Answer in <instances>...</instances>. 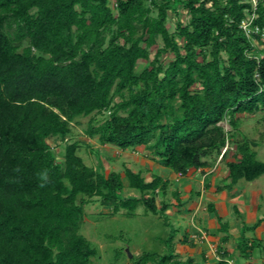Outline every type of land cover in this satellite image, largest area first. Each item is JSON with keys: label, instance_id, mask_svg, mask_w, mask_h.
I'll use <instances>...</instances> for the list:
<instances>
[{"label": "trees", "instance_id": "16d2710c", "mask_svg": "<svg viewBox=\"0 0 264 264\" xmlns=\"http://www.w3.org/2000/svg\"><path fill=\"white\" fill-rule=\"evenodd\" d=\"M179 6L189 18L171 30L168 11ZM255 39L264 46V0H0V264H91L98 248L80 230L93 197L128 216L142 204L170 225L169 203L157 202L169 178L127 166L124 176L105 174L85 163L76 140L56 159L49 139L68 140L80 117L108 112L90 119L88 136L143 146L181 175L226 158L234 144L229 183L218 189L262 176L256 141L237 122L264 109V47ZM141 60L149 65L138 70ZM126 186L140 195L124 197ZM262 221L243 226L242 254L256 244L245 233ZM175 235L163 239L165 253L144 251L133 263L194 264L176 252ZM221 257L216 264H229Z\"/></svg>", "mask_w": 264, "mask_h": 264}, {"label": "rangeland", "instance_id": "374dc122", "mask_svg": "<svg viewBox=\"0 0 264 264\" xmlns=\"http://www.w3.org/2000/svg\"><path fill=\"white\" fill-rule=\"evenodd\" d=\"M168 13V27L171 30L175 28L178 17L182 22H187L189 18L187 10L182 9L181 6L178 7L177 15L171 10ZM254 44L260 49L264 47L256 39L254 40ZM24 45H26V42ZM157 47L154 46L151 48V58L154 56ZM171 57L172 54L165 53L161 58L167 63ZM148 65L149 60H141L137 65V69L139 70ZM118 99L116 97V100ZM107 116L108 112L104 111L80 117L78 122L73 125L72 135L68 140L62 142L59 138L49 139L56 159L63 161L65 143L76 140L80 143L78 154L82 156L85 163L94 166L98 170H103L105 174H109L111 171H119L124 176V167L127 166L134 171H142L147 179L151 177L153 172L169 178L172 182L168 192L165 195L160 194L157 202L159 203L161 199H164L169 203L167 213L168 223L170 225H165L163 222L164 219L159 215L146 212L142 204L136 208V215L128 216L124 209L118 213H112L111 207L102 205L98 197H93L84 205L85 215L80 230L98 248V255L92 259L91 264H134L132 261L133 258L139 256L144 251L163 254L167 251V246L163 239L167 238L171 231L176 233L174 238L176 252L180 254L182 259L187 258L191 252L188 247L184 249L185 244L180 241L183 236L180 234V231H186L194 222L198 224L201 214V212H198L196 218L193 220L192 209L186 206L188 195H190L188 190L189 186H193L192 183L195 184L194 190L202 188V183L199 179L204 175L206 170L190 169L189 174L182 176L163 166L155 155L147 151L143 146L122 150L117 145L102 144L97 136L90 137L86 134V128L91 118H93L95 123H98ZM237 116L239 130L250 139L256 141L253 149L257 152V158L264 161V109L252 114H237ZM221 124L226 130L231 131L230 117H227ZM236 139L241 140V135L238 134ZM229 147L230 152L226 158H233L232 153L235 145L231 143ZM225 149L226 147L222 151ZM220 155L215 154L209 157L210 162L215 165ZM226 158L222 160L223 163L221 166L225 163ZM187 179L191 181L187 182ZM255 182L264 191V174ZM125 184H127L126 181ZM176 189L178 191L181 190L179 191L180 200L174 195ZM122 193L124 197L140 195L135 190H130L127 186ZM181 200H184L183 205L178 204ZM206 206L207 200L204 199L201 203L200 210H204ZM171 228H176L177 231H173ZM109 235L111 237H108ZM128 252L132 254L131 257L128 255ZM239 260L242 261V258Z\"/></svg>", "mask_w": 264, "mask_h": 264}, {"label": "crops", "instance_id": "0c3cea01", "mask_svg": "<svg viewBox=\"0 0 264 264\" xmlns=\"http://www.w3.org/2000/svg\"><path fill=\"white\" fill-rule=\"evenodd\" d=\"M232 159L226 158L221 166L223 159L220 155L215 165L210 162L209 166L198 169L206 170L199 179L202 188L194 190V183L189 186L190 195L186 206L192 209L193 220L197 213L201 212L200 221L198 224L194 222L186 231H180V234L183 235L182 239L187 235V241L183 242L184 249H190L194 264H216L223 253L226 259L233 260L235 264H264V221L254 231L245 233L249 245L256 243L254 247L246 255L242 254L239 248L243 226L251 225L264 217V191L260 185H256L258 178L253 181L240 180L232 189H218L219 186L229 183L227 162ZM204 199L207 200V206L201 211L200 206ZM181 202L180 205H183L184 200ZM210 203L213 204L214 210L208 209ZM235 208L241 218L236 214ZM220 219L227 223V229L221 228ZM226 235L228 238L224 239Z\"/></svg>", "mask_w": 264, "mask_h": 264}, {"label": "built area", "instance_id": "2783aa9c", "mask_svg": "<svg viewBox=\"0 0 264 264\" xmlns=\"http://www.w3.org/2000/svg\"><path fill=\"white\" fill-rule=\"evenodd\" d=\"M253 2H254V5H256L257 0H253ZM249 23H250V21H248L246 19V20L243 21V24H242L243 27L246 29L248 34H249V31H250L249 28H248ZM227 261H228L229 264H235L234 261L231 260V259H227Z\"/></svg>", "mask_w": 264, "mask_h": 264}, {"label": "water", "instance_id": "95a60500", "mask_svg": "<svg viewBox=\"0 0 264 264\" xmlns=\"http://www.w3.org/2000/svg\"><path fill=\"white\" fill-rule=\"evenodd\" d=\"M128 255L131 257L132 256V254L130 253V252H128Z\"/></svg>", "mask_w": 264, "mask_h": 264}]
</instances>
